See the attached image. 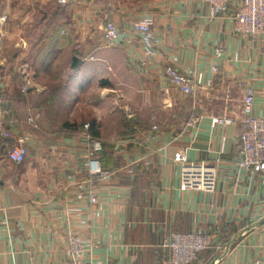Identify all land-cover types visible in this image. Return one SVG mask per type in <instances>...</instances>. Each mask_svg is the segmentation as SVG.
<instances>
[{"label":"crops","instance_id":"0c3cea01","mask_svg":"<svg viewBox=\"0 0 264 264\" xmlns=\"http://www.w3.org/2000/svg\"><path fill=\"white\" fill-rule=\"evenodd\" d=\"M25 1L0 0V130L10 132L0 135V264H69V235L83 241V259L93 264H159L169 232L197 228L219 246L192 264H264V176L236 164L239 121L211 124L218 114L238 116L244 86L264 116V43L232 33L227 15L207 19L200 0H110V7L72 0L65 5L72 21H47L45 12L38 24ZM147 14L162 50L140 74L137 36L128 31L127 40L105 46L100 28L103 18L121 27L122 17ZM166 64L203 70L212 87L182 95L167 83ZM19 65L31 76L27 94L19 91ZM30 111L40 113L38 128L21 122ZM21 134L27 154L14 164L5 143ZM88 135L101 142L110 172L97 183L88 180ZM182 148L189 161L214 167L213 193L178 188L172 158Z\"/></svg>","mask_w":264,"mask_h":264},{"label":"built area","instance_id":"2783aa9c","mask_svg":"<svg viewBox=\"0 0 264 264\" xmlns=\"http://www.w3.org/2000/svg\"><path fill=\"white\" fill-rule=\"evenodd\" d=\"M72 0H56L60 5H69ZM95 1L96 0H89ZM110 7V0H97ZM206 7L205 17L215 19L227 15L230 20L232 33L264 43V0H200ZM230 8H233L230 10ZM96 14V10H93ZM94 15V13L91 11ZM95 17V15L93 16ZM93 17L91 19H93ZM3 17L0 20L2 25ZM123 25L120 27L114 21L103 18L101 22V35L105 46H113L121 40H127L128 31L134 33L140 42L143 59L136 62V68L140 74L146 72L145 59L154 58L162 50L160 38L154 33V16L144 15L140 18L122 17ZM217 60L223 57L220 47L214 49ZM212 72L217 71V65L211 67ZM17 73L22 78L19 91L27 94L31 84V76L25 66L19 65ZM162 73L171 86L182 95L196 96L198 91H208L212 87L211 78H206L203 70L194 67L179 69L166 64ZM253 89L244 86L241 106L238 116H227L218 114L211 118V124L222 126L233 125L239 121L243 129L238 135V157L236 164L246 171L250 176H264V116L257 115L253 108ZM40 113L30 111L21 121L32 128H38L36 119ZM1 126V121H0ZM89 123H84V129L89 128ZM155 128V127H153ZM0 135L9 139L8 129L0 130ZM86 168L89 172V182L97 183L105 180L110 172L103 169L99 159V152L102 149L101 142L91 135H88ZM27 134H21L5 143V156L14 164H20L25 160L27 154ZM172 161L178 165L179 184L181 191L195 190L213 193L216 188V170L214 167L202 161H189L186 149L177 151ZM87 197L90 203L97 202L95 192H88ZM210 232L201 228L189 232L171 231L159 244L165 257L159 264H192L197 261L199 254L212 248H218ZM67 250L72 256L69 264H93L84 258L88 248L77 235L67 237Z\"/></svg>","mask_w":264,"mask_h":264},{"label":"rangeland","instance_id":"374dc122","mask_svg":"<svg viewBox=\"0 0 264 264\" xmlns=\"http://www.w3.org/2000/svg\"><path fill=\"white\" fill-rule=\"evenodd\" d=\"M43 1H44L43 3H40V0L38 1L36 0V2L34 0H31L32 4L29 3L28 0L24 2V5H28L30 7L31 14L33 13L32 16L36 15L35 16L36 18L33 21H38L37 24L40 21L39 17H41V15L45 12L47 13L46 15H48L47 21H55V20L72 21L73 9L69 8L68 6H63V7L56 6V4L52 2L51 0H50L51 2H49V0L47 1L43 0ZM20 7L25 8L21 5ZM12 19L7 20V21H13ZM5 21H6V17H5ZM25 32L29 34L28 31H25ZM32 37H35V36L32 35ZM31 45L32 46L34 45V41L31 42Z\"/></svg>","mask_w":264,"mask_h":264},{"label":"water","instance_id":"95a60500","mask_svg":"<svg viewBox=\"0 0 264 264\" xmlns=\"http://www.w3.org/2000/svg\"><path fill=\"white\" fill-rule=\"evenodd\" d=\"M78 61H79L78 57H77L76 55H74V56L72 57L71 67H73V68L77 67V65H78ZM215 262H216V260H213V261L211 262V264H215Z\"/></svg>","mask_w":264,"mask_h":264},{"label":"trees","instance_id":"16d2710c","mask_svg":"<svg viewBox=\"0 0 264 264\" xmlns=\"http://www.w3.org/2000/svg\"><path fill=\"white\" fill-rule=\"evenodd\" d=\"M0 72H2V69H0ZM64 124H65V126H73L74 125V123H64ZM89 124L92 126L94 124V121L90 120ZM98 134H99L98 125L96 124V135H98Z\"/></svg>","mask_w":264,"mask_h":264}]
</instances>
